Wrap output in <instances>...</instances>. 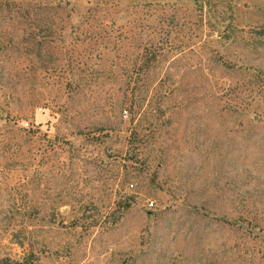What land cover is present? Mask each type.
Instances as JSON below:
<instances>
[{"label":"rangeland","instance_id":"rangeland-1","mask_svg":"<svg viewBox=\"0 0 264 264\" xmlns=\"http://www.w3.org/2000/svg\"><path fill=\"white\" fill-rule=\"evenodd\" d=\"M15 260L264 264V0H0Z\"/></svg>","mask_w":264,"mask_h":264},{"label":"trees","instance_id":"trees-1","mask_svg":"<svg viewBox=\"0 0 264 264\" xmlns=\"http://www.w3.org/2000/svg\"><path fill=\"white\" fill-rule=\"evenodd\" d=\"M15 263H16V264H25L23 260H17V261L15 260V261H14V264H15Z\"/></svg>","mask_w":264,"mask_h":264}]
</instances>
